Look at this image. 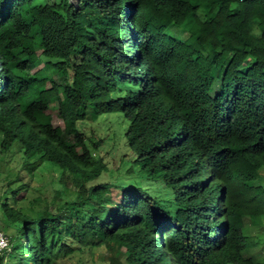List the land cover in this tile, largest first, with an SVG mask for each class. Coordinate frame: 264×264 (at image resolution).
I'll list each match as a JSON object with an SVG mask.
<instances>
[{
    "label": "trees",
    "instance_id": "trees-1",
    "mask_svg": "<svg viewBox=\"0 0 264 264\" xmlns=\"http://www.w3.org/2000/svg\"><path fill=\"white\" fill-rule=\"evenodd\" d=\"M114 112L142 183L97 182ZM263 174L264 0H0L2 264H264Z\"/></svg>",
    "mask_w": 264,
    "mask_h": 264
},
{
    "label": "rangeland",
    "instance_id": "rangeland-1",
    "mask_svg": "<svg viewBox=\"0 0 264 264\" xmlns=\"http://www.w3.org/2000/svg\"><path fill=\"white\" fill-rule=\"evenodd\" d=\"M169 33L177 38L184 39L187 34L181 29H170ZM39 55V52H38ZM44 69L43 63L36 68H32L31 71L37 69ZM52 119V129L56 126H61L62 123L60 119L56 117V114L51 113ZM87 135H89L90 129H93L95 135L92 136V140H99L103 138V142L98 146L97 154L100 155L104 161L107 163L108 170L103 173L97 182L110 181L114 184H121L123 182L136 181L137 183H142L144 181L143 176L138 172V169L134 166V163H124L123 164V153L128 154L129 150L126 146L124 130L126 129L128 122L119 112L105 113L99 117L96 121L87 122ZM52 129H47L48 132L52 133ZM18 157L13 156L12 163L16 165L17 168H21V165L16 160ZM125 160V159H124ZM11 163V164H12ZM124 165V167H123ZM131 166H133L131 168ZM129 168L130 172L125 173V169ZM34 186L40 189H44L49 186L52 177L58 178L57 173H49L48 171H35ZM264 183V174H263ZM159 192L156 188L155 193ZM113 193V192H112ZM244 234L248 238L251 245V249L245 253L246 256H252L256 260L264 263V217L261 219L259 224L253 226L248 225L244 228ZM11 253L9 246L4 251L2 256H4V261L8 259V255ZM108 252L104 250L103 247L92 250H83L82 252H74L66 256L62 261L64 264H104V258H106ZM2 264V262H1Z\"/></svg>",
    "mask_w": 264,
    "mask_h": 264
},
{
    "label": "built area",
    "instance_id": "built-area-1",
    "mask_svg": "<svg viewBox=\"0 0 264 264\" xmlns=\"http://www.w3.org/2000/svg\"><path fill=\"white\" fill-rule=\"evenodd\" d=\"M7 247H8V237L4 233V231L1 229V225H0V257L2 256L4 251L7 249ZM0 264H1V261H0Z\"/></svg>",
    "mask_w": 264,
    "mask_h": 264
}]
</instances>
